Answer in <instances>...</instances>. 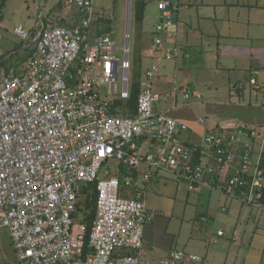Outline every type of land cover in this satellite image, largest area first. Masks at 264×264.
Returning <instances> with one entry per match:
<instances>
[{"label":"built area","instance_id":"2783aa9c","mask_svg":"<svg viewBox=\"0 0 264 264\" xmlns=\"http://www.w3.org/2000/svg\"><path fill=\"white\" fill-rule=\"evenodd\" d=\"M93 3L63 0L62 12L76 9L80 16L70 27L44 26L29 33L17 26L14 34L32 39L34 53L22 71H0V231H8L18 264H141L145 225L153 218L145 189L151 175L121 181L119 170L109 168L112 163L167 172L189 192L214 188L261 208L264 135L258 145L255 132L241 131L230 136L227 149L220 148L222 139L207 136L210 161L193 164L196 149L181 137L188 125L155 111L159 96L152 93L151 81L159 72L157 64L180 56L162 38L173 33L171 2L158 1L160 24L152 44L156 61L141 82L133 117L123 116L115 105L130 97L131 2L126 0L121 47L110 34L91 39ZM181 91L188 100L186 87ZM206 122L199 120L203 126ZM90 185L97 193L96 215L84 255L86 226L74 215L92 192H84ZM122 185L134 186L132 198L121 196ZM122 250L133 254L115 259ZM200 261L179 250L159 264Z\"/></svg>","mask_w":264,"mask_h":264},{"label":"rangeland","instance_id":"374dc122","mask_svg":"<svg viewBox=\"0 0 264 264\" xmlns=\"http://www.w3.org/2000/svg\"><path fill=\"white\" fill-rule=\"evenodd\" d=\"M44 1L45 0H6L5 6L1 12L0 21V23H3V26L0 25V53H2V51L4 52V55H0V62H4V64L0 66V71L10 65L15 66L18 62L17 60H20L23 56L21 53H19V55L15 53L13 57L4 60L6 56L14 52V47L23 40L14 34V29L21 23L19 19L23 17L28 18L31 23L35 25L39 18L36 5H38L40 13L44 11V5L47 10H50V6L54 7V11L50 16L52 20L54 15L58 13L56 6L60 1L63 2V0H47L46 4ZM135 1L138 0H130V59L133 64L135 58H141L143 61L142 70L145 71L153 63V61L150 62L147 60V55L149 50L152 49L155 37L154 30L156 26L160 24L161 12L157 7L159 0H144L146 3L144 20L141 24H137L134 19ZM172 1L176 5L180 3L182 5L187 1L194 3L200 2L201 0ZM38 2L42 4L39 5ZM28 8L30 9L29 11ZM194 8L196 9V6H194ZM195 9L186 12V17L191 19L193 28L195 27ZM93 10L96 17L108 20L106 27L108 26L109 29H111L110 35L113 41L118 47L123 46V35L126 27V0H115V2L110 0H94ZM44 13L45 17H47V11ZM21 26L27 30L25 25ZM179 34L180 32L178 35ZM162 38L167 40L168 43H171L172 40L175 39L174 37L173 39H167L165 34L162 35ZM202 42L205 44V38H203ZM210 44H212L211 47L214 49L215 53L216 45L214 42H210ZM179 45L178 43L177 46L179 47ZM155 58L156 57H154V59ZM200 58L201 54L196 53L194 48H191L190 59L183 61L178 58L176 62L173 60L160 61L157 64L159 67L158 73L160 75L158 74V76L151 81V91L154 94H158L160 99L155 103L156 110H171L175 105L174 107H177L176 112L174 113L173 111L170 116L186 119L188 131L185 135H190L191 141L201 146L204 151H207L210 148L209 145L205 143L204 137L207 131L210 130L214 121L220 118L225 120L231 118V120L236 121V123H252V120H256L255 117H257L259 111L250 108L247 109L246 112L240 113L226 104L220 106L218 102L225 103V101H228V98H224L227 95L225 90L223 94L221 90V92L213 95L215 96L213 99L210 98V89L205 86V75L208 72H205V63L200 61ZM167 73L173 74L172 78H163ZM228 76L229 74L224 75L225 78ZM166 79H168L169 82H167ZM215 79L217 80L216 77ZM181 87H187L190 93L197 91L200 94V98L191 97L186 100L184 94L181 92ZM173 93L174 96H172ZM212 100L213 102L210 104ZM214 100H216L217 103L213 105V103H215ZM215 109H217V112ZM247 114H249V117ZM203 118L209 119V122L204 126L199 124V120ZM115 165L116 163L109 164V168L113 171L116 169ZM158 173L161 176L159 179L165 182L164 184L162 183L161 188L158 189L163 190L162 195L159 194L158 190L154 189L152 192L149 190V193H147L148 198L146 196V203L151 211L150 213L154 217L152 223H155V226H157L156 230L160 233L159 238L162 239L163 237L162 240L165 244L171 243V249L173 250H182L188 253L194 252L197 255L207 257L206 264H224L226 257L225 250L222 249L221 246L223 243L214 244L213 241L216 239V231L218 229H226V235L231 233L232 230L228 228L229 226L224 224L226 215H223L217 210L218 204H213V208L217 211V215L215 217L216 220L213 231L210 233L213 238L211 236L210 238L212 240L209 242V240L205 238V226L195 222L197 216L203 213L205 214V189L200 193L189 192L187 185L182 181L177 183V179L174 175L163 171H158ZM235 206L237 207L238 204L236 203ZM231 227L232 226H230V228ZM263 227L264 223L262 224V228ZM260 231L261 230H259V232ZM252 234V230L249 226L244 228V238L242 242L241 240L237 242L241 247L238 256L236 255V258H229L226 264H264V253L262 252V249H264V237H252ZM232 247L236 246L232 245ZM225 248L227 251L229 248L228 245H226ZM230 259H233V261H229ZM236 259L238 260L235 262Z\"/></svg>","mask_w":264,"mask_h":264},{"label":"crops","instance_id":"0c3cea01","mask_svg":"<svg viewBox=\"0 0 264 264\" xmlns=\"http://www.w3.org/2000/svg\"><path fill=\"white\" fill-rule=\"evenodd\" d=\"M169 1L173 3L172 0ZM44 3L47 4V0H45ZM41 4L42 3L40 2L39 5ZM174 5L176 6V4ZM178 5L180 6H176L177 8L175 11L177 14L175 36H173L175 39L172 40L171 43L176 45L179 43V47L186 50V52H189V54L191 52V48H194L196 53L201 54V58L199 60L205 63V72H208L205 75V86L210 89L209 91L211 94H209V97L213 99L215 97L213 96L214 94L221 92V90L223 94L225 90L227 95L224 98H228V101H225V103L218 102L220 106L226 104L240 113L246 112L247 109L250 108H254L259 111L257 113V117H255L256 120H252V123H236V121H232L231 118L229 120L220 118L219 120H216L212 123L209 131L216 132L220 131V129H231L239 126H247L252 128L261 125L264 122V95L260 91L253 90L248 85L249 81L251 80H256L259 84H261V86L264 85V0H201L200 2L194 3L187 1L185 4L181 5L180 3ZM36 6L38 10L37 15L39 18L35 25L32 24L28 18L23 17L19 19V21H21L20 25H25L29 33H34L37 29H40L44 26L47 27L58 25L70 27L75 25L80 18L76 9H73L70 12H62V1H60L56 6L58 13L54 15L52 20L50 16L54 11L53 6H50V10H47L43 5L44 11L42 13H40L38 5ZM194 6H196V9ZM192 9L196 10L194 28L192 27L191 19L186 17V12ZM29 10L30 9L28 8V11ZM46 11L47 17H45L44 13ZM94 18V23H92L90 32L91 39L96 37L98 35V30L103 29L104 27V25L100 26L98 22L103 18H98L95 16V14ZM0 25L3 26V23L1 22ZM109 30L110 34L111 29ZM179 32L180 34L178 35ZM203 38H205V44L202 42ZM165 42L167 44H171L170 42L168 43L167 40H165ZM210 42H214L216 45L215 53ZM20 43L23 44L22 47L16 52L14 51L10 55L6 56L4 60L11 58V56H13L15 53H17V55H19V53L23 54L21 58L23 59L26 56L28 57L33 52L34 46L32 39L29 41L22 40ZM0 55H4V52L2 51ZM20 60H17L18 62L15 66L10 65L6 68L9 70H14L20 65ZM147 60L150 62L154 60L153 47L151 50H149ZM225 74H229V76L225 78ZM172 76L173 74L171 75L170 73H167L163 76V78H172ZM166 80L169 82L168 79ZM241 85H243V87L240 88ZM189 94L190 98H200V94L197 91H193L191 93L189 92ZM172 96H174V93ZM214 101L215 103H213V105L217 103L216 100ZM212 102L213 100L210 101V104ZM174 106L171 110L166 109L164 111H159L155 108V111L157 113H163L170 116L173 111L174 113L176 112L177 107ZM215 111L217 112V109H215ZM247 115L249 117V114ZM172 118L187 124L186 119L184 118ZM186 132L182 133L181 137L186 143L202 149V164L210 161L211 151H204L201 146L191 141L190 135H185ZM263 160L264 159L261 160L260 165ZM262 168L264 169V166ZM146 172H149L151 175V181L146 185V189L148 191L147 193H149V190L152 192L154 189H160L162 183L164 184L165 182H162V179H159L161 176L158 172L147 171L145 166H141L139 168L138 180L140 181L141 174ZM158 192L160 195H162L163 190H158ZM214 203L218 204L217 210H219L223 215H226L224 224L229 226L228 228L232 230L231 233L227 235V237H234L236 239L235 242L228 243L226 241L227 238L225 240L216 236V239L213 241L214 244H219L220 242L223 243L221 246L222 249L225 250L226 258L224 264H226L229 258H236V255L238 256V252L241 247L237 242L239 240L242 242V239L244 238L245 227L249 226L252 230L253 226H255V232L252 234V237H264V227L262 228V224L264 223V208L258 211L247 206L243 207L237 201L230 200L212 190L205 189V204L207 207V213L205 214L206 217L208 216L209 220H211L207 233L205 234L206 236L208 233H212L216 220L215 217L217 215V211H215V208H213ZM236 203L238 204L237 207L235 206ZM146 207L150 213L151 211L147 206V203ZM222 208L226 209L225 212L221 210ZM151 220L144 229V245L142 254L140 255L141 264H159L163 257L173 251H176L171 249V243L165 244L163 242L162 236V239L159 238L160 233H158L156 230L157 226H155V223H152ZM230 226L232 227L230 228ZM220 230L226 233V229H218L217 231ZM259 230H261L260 232L262 233H260ZM210 241L211 238L209 239V242ZM226 245L229 247L227 251L225 248ZM232 245L236 247H232ZM262 252L264 253V249H262ZM188 254H193L200 257L201 262L197 264H206L207 257L197 255L194 252ZM237 260L238 259H236L235 262ZM229 261H233V259H230ZM0 264H18L9 233L6 230L0 231Z\"/></svg>","mask_w":264,"mask_h":264},{"label":"trees","instance_id":"16d2710c","mask_svg":"<svg viewBox=\"0 0 264 264\" xmlns=\"http://www.w3.org/2000/svg\"><path fill=\"white\" fill-rule=\"evenodd\" d=\"M5 2H6V0H0V21H1V12H2L4 6H5ZM176 6L179 7L180 5H176ZM176 6L171 2V8L174 7L175 8V11H176V8H177ZM145 9H146V3H145L144 0L135 1V4H134V19H135V22L137 24H141L143 22ZM110 20H112V19H110ZM98 22H99V25L100 26L104 25V27H103V29H99L98 30V35L97 36L102 35V34H109V31H110L109 30V27L108 26L106 27V25L108 23V20L100 19ZM173 36H175V32H173L171 34V38H169V39H172ZM22 45H23L22 43L17 44L14 47L13 51L16 52L17 50H19L22 47ZM171 45L176 46L179 49V52H180V56L178 57L179 59L184 60V59L190 58L189 52H186V50L181 49L176 44H171ZM33 46H34V43H33ZM33 53H34V50H33V52L28 57L26 56L25 58H23V59L20 60V65L17 66V68L14 69L16 71L15 73H18L20 70L22 71V66L33 55ZM11 57H13V56H11ZM178 58L176 59L177 61H178ZM154 60L156 61V58ZM154 60H153L152 65L155 63ZM142 63H143V61H142L141 58H135L133 60V64H132V61H131V66H132V82H131L130 97H129V99L127 101H124V102L123 101H116L115 102V105L120 108V113H122V115L125 116V117L126 116L127 117H133L135 115V113H136V104H137V97H138V95H139V93L141 91V82L144 80V75H145L146 71L149 70L150 67L152 66L151 65L145 71H143L142 70ZM3 64H4V62L1 61L0 62V66H2ZM2 70H4L5 73H8L10 71L8 68H4ZM248 86L251 87L255 91H260L264 95V85L261 86V84H259L256 80L254 81V84H252V80L249 81V85ZM241 87H243V85H241L240 88ZM187 91H188V89H187ZM188 94H189V91H188ZM189 96H190V94H189ZM117 113H119V112H116L115 114H117ZM205 119H207V118H205ZM208 122H209V119H207V122L205 123V125ZM241 131L244 132V133H246V134H248V135H250V133H252V132H255L257 134V136L253 140H254V143H257L259 145V143L261 141V138L264 135V122L261 125L255 126V127H252V128L251 127H247V126H239V127H235V128H231V129H220V131H216V132L215 131H209L208 130L207 133L205 134V137L214 135L216 138L222 139L223 142L221 143L220 148L227 149L226 143L229 141L230 136L231 135H237ZM140 143H141V141L139 142V144ZM189 145L191 147H193V148L196 149V151H194L193 157H192L193 164H202V162H201V160L203 159L202 149L201 148H198L196 146H193L191 144H189ZM253 149H254V152L257 154L258 153V150H259V146H255ZM208 151H206V152H208ZM206 163H208V162H206ZM261 165H262V167L264 166V160L261 163ZM115 166H116V169L119 170V177H120L121 181L123 180L124 177H127V176L128 177H131L132 179H134L136 181L138 180V174H139L138 172L139 171L134 170V169H132V170L131 169H128L127 166L125 164H123V163L116 164ZM147 171H149V170H147ZM156 172H158V171H156ZM146 185H145V189H146ZM88 190H91L92 192L89 194V196H87L84 199V201L82 202V207L79 208V209H77V213L74 215L75 217H77V220H76L77 222L83 223L86 226V237H85V250H84V255H86L88 253L86 247L88 245L89 236L91 234L92 227H93V223L95 221V215H96L95 214V211H94V205H95V202H96L97 193H96V190L94 189V186H92V185L87 186V187L84 188V192H86ZM203 190L204 189H201L199 192H195V193H200ZM208 190H212V191H214V192H216V193H218V194H220V195H222V196H224V197H226V198H228L230 200L237 201L243 207H246L247 206L244 202L239 201L237 198L233 197L231 194H227V195L226 194L225 195L224 194H221L218 191H216L214 188H210ZM146 191H147V189H146ZM134 192H135L134 186L125 187L124 185H122V187H121V196L122 197L132 198L133 195H134ZM260 204H261V208L260 209H256V208L251 207V206H247V207L253 208V209L258 210V211H260V210H262L264 208V188L262 190V196H261V199H260ZM206 210H207V207H205V213H207ZM221 210L223 212H225L226 209L225 208H222ZM147 211H148V209H147ZM148 214H150L149 211H148ZM150 215H152V214H150ZM210 221L211 220H209L208 216L206 217V214L203 213V214H200L199 216L196 217V221L195 222L198 223V224H201V225H204L205 226V234H206L207 233V230H208V227H209ZM254 227L255 226H253L252 233L255 232ZM217 232H219V231H217ZM221 232L223 233L222 236H218V234L216 233V236L218 238H220V239L223 238L225 240L227 238L226 241L228 243L229 242L230 243H233V242L236 241V239L234 237H232V238L230 237L229 238V237H227V235H226V233L224 231H221ZM211 236L212 235L210 233H208L207 236L205 235V238L207 240H209ZM212 238H213V236H212ZM132 254L133 253L130 252V251H128V250H122V251L118 252L115 255V259H120L124 255H132Z\"/></svg>","mask_w":264,"mask_h":264},{"label":"water","instance_id":"95a60500","mask_svg":"<svg viewBox=\"0 0 264 264\" xmlns=\"http://www.w3.org/2000/svg\"><path fill=\"white\" fill-rule=\"evenodd\" d=\"M171 27H170V30L172 32H175V27H176V23H177V14L176 12H174L171 16Z\"/></svg>","mask_w":264,"mask_h":264}]
</instances>
